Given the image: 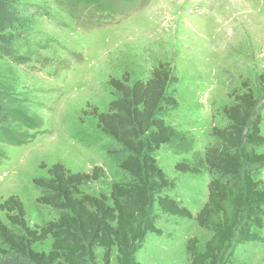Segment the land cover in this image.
Returning a JSON list of instances; mask_svg holds the SVG:
<instances>
[{
  "label": "rangeland",
  "instance_id": "rangeland-1",
  "mask_svg": "<svg viewBox=\"0 0 264 264\" xmlns=\"http://www.w3.org/2000/svg\"><path fill=\"white\" fill-rule=\"evenodd\" d=\"M19 8L29 25L11 47L0 49V95L16 120L0 131V203L19 197L29 227L58 216L36 204L40 190L32 183L48 177L53 164L71 173L97 168L98 179L80 188L91 196L109 195L113 183L128 180L119 168L124 154L93 116L116 98L110 78L145 82L159 63L170 65L176 82L168 93L177 106L161 115L175 136L154 158L174 184L163 194L193 215L206 202L212 178L203 163L205 150L215 144L212 128L227 125L222 109L234 104L244 83L257 101L264 137V85L258 80L264 70V0H29ZM244 150L264 154V143L245 144ZM176 163L198 173L177 172ZM247 168L264 183V166ZM152 211L161 233L145 234L134 264H190L187 241L196 237L201 253L212 232L156 206ZM0 220L7 223L1 211ZM51 244L49 238L31 248L47 253ZM103 254L94 248L87 264H105ZM108 264H118L115 248ZM219 264H264V227H252L246 239L236 231Z\"/></svg>",
  "mask_w": 264,
  "mask_h": 264
},
{
  "label": "trees",
  "instance_id": "trees-1",
  "mask_svg": "<svg viewBox=\"0 0 264 264\" xmlns=\"http://www.w3.org/2000/svg\"><path fill=\"white\" fill-rule=\"evenodd\" d=\"M25 1L29 0H0V49L11 47L27 29L28 18L19 8ZM258 80L264 85V70ZM175 82L166 63H159L145 82L131 84L128 75L109 79L116 98L109 102L105 113L94 111L93 116L101 133L124 154L119 168L128 180L113 183L109 195L91 196L80 188L98 179L97 168L71 173L60 163L51 165L48 177L33 179L32 183L40 190L36 204L54 209L57 218L31 228L19 197L4 199L0 211L7 223L0 220V264H87L94 248L103 249L105 264L112 248L116 249L118 264H134V254L145 234L161 233L155 226L154 206L164 215L193 220L200 229L212 232L201 253L196 237L187 241L190 264H219L236 231L246 239L252 227H264V183L255 181L246 169L264 166V154L244 150L245 144L264 143L261 117L255 114L257 101L247 83L243 84L245 91L233 97L234 104L222 109L227 125L212 128L215 144L205 150L203 157L212 178L206 202L197 214L163 194L174 184L158 167L154 153L175 136L161 115L177 106L168 93L169 85ZM13 120L14 114L0 95V131ZM174 169L198 173L184 163H176ZM49 238V252L38 253L31 248Z\"/></svg>",
  "mask_w": 264,
  "mask_h": 264
}]
</instances>
